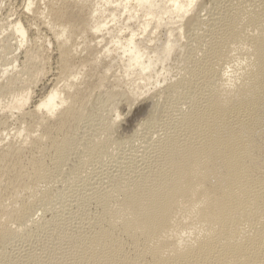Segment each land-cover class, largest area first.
<instances>
[{"label": "bare ground", "instance_id": "bare-ground-1", "mask_svg": "<svg viewBox=\"0 0 264 264\" xmlns=\"http://www.w3.org/2000/svg\"><path fill=\"white\" fill-rule=\"evenodd\" d=\"M6 1L0 264H264V0Z\"/></svg>", "mask_w": 264, "mask_h": 264}, {"label": "rangeland", "instance_id": "rangeland-1", "mask_svg": "<svg viewBox=\"0 0 264 264\" xmlns=\"http://www.w3.org/2000/svg\"><path fill=\"white\" fill-rule=\"evenodd\" d=\"M6 3H7L6 4L7 8L6 6L5 8L10 13V14L8 13V15H13L12 13H16L17 11L22 9V5L25 3V0H7ZM219 5H223V3ZM136 109L137 108H135L134 111H132V113H128V112H123L124 114L122 113L123 115L120 117L121 118L120 120L122 122L120 132L121 133L124 132L123 135H129L133 131V129H135L134 126L136 127L138 122H142L143 120L142 118H144L145 113L144 111L138 112L136 111Z\"/></svg>", "mask_w": 264, "mask_h": 264}]
</instances>
